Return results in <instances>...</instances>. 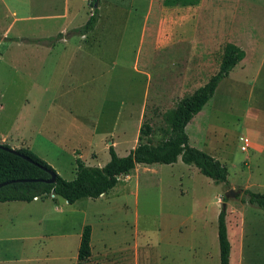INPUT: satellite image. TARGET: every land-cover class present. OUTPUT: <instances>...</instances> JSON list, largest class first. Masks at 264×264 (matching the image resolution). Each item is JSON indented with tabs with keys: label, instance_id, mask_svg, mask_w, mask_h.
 I'll return each mask as SVG.
<instances>
[{
	"label": "rangeland",
	"instance_id": "obj_1",
	"mask_svg": "<svg viewBox=\"0 0 264 264\" xmlns=\"http://www.w3.org/2000/svg\"><path fill=\"white\" fill-rule=\"evenodd\" d=\"M63 1L0 0V143L4 136L15 138L18 127L41 125L49 107L53 108L50 117L55 116L49 124L68 123L64 111L82 103L77 112L80 117L73 114L79 127L84 124L85 133L75 126L67 136L60 130L56 144L37 134L27 136L36 154L61 176L73 179L78 156L73 148H79L86 164L101 166L110 160L113 139L119 141L116 148L121 156L137 145L144 99L138 63L140 69L156 73L145 118L154 126L158 140L167 136L165 114L175 100L217 72L224 45L234 42L255 63L248 71L238 69L233 100L229 75L187 127L193 146L228 166L229 185L215 183L181 160L140 164L130 176L123 175L118 189L104 198L85 197L74 204L59 196L0 202V264H77L73 255L86 223L93 226V254L80 264H220L218 216L225 192L233 188L231 181L247 177L242 173V169L249 173L244 165L247 159L249 178L264 183V148L263 154L254 155V142L264 147V0H202L190 7H166L163 0H154L153 8L152 0H110L96 30L100 42L88 45L74 37L61 57H56L43 46H35L48 42L33 36L81 23L85 12L80 10V0L75 4L80 14L59 18ZM93 2L85 4L90 14ZM13 19V31L6 37ZM12 34L31 36L25 53H20L18 44L9 43ZM58 45L56 50L63 48V42ZM58 60L62 63L56 66ZM169 79L173 80L170 84ZM48 80L56 88L38 87V81ZM56 103L63 109H55ZM237 113L241 121L249 117V130L237 129ZM258 128L262 135L253 137ZM109 133L113 137L105 139ZM241 135L251 140L248 150L243 149L246 143ZM255 189L264 191V187ZM240 190L239 195L244 189ZM230 237L235 244L232 264H237V237L232 230ZM261 251L264 255V247Z\"/></svg>",
	"mask_w": 264,
	"mask_h": 264
},
{
	"label": "trees",
	"instance_id": "obj_2",
	"mask_svg": "<svg viewBox=\"0 0 264 264\" xmlns=\"http://www.w3.org/2000/svg\"><path fill=\"white\" fill-rule=\"evenodd\" d=\"M95 1L93 5H95ZM202 0H163L167 7H188L200 4ZM99 21V6L95 7L87 21L71 29L67 35H85L92 31ZM65 34L48 38L56 42L64 38ZM42 41V39L37 40ZM245 50L234 42H227L223 48L222 60L217 72L192 93L177 98L174 107L165 114L168 124L167 136L156 139L155 128L148 121H142L139 129L138 143L131 151L121 156L111 144L109 146L110 160L103 166H92L85 163L80 156L76 157V173L73 179L61 176L55 167L40 157L28 147L16 148L29 157L24 158L9 150L12 146L1 143L0 147V183L9 181L0 187V202L26 201L36 198L59 196L69 204L79 199L89 197L100 198L113 189L123 175L130 174L139 164H174L181 157L188 165L196 166L199 171L210 177L217 184L229 185V168L219 158L193 146L187 132V126L193 118L203 110L205 105L213 98L220 83L229 76L234 67L245 58ZM51 173L55 175L54 182H48ZM238 198L247 204L257 206L264 210V192L243 190ZM225 201L228 198L224 197ZM227 209H221L218 216V238L220 247V264H230L231 242L228 237L226 221ZM93 226L85 224L82 230L78 260L87 261L92 256Z\"/></svg>",
	"mask_w": 264,
	"mask_h": 264
},
{
	"label": "crops",
	"instance_id": "obj_3",
	"mask_svg": "<svg viewBox=\"0 0 264 264\" xmlns=\"http://www.w3.org/2000/svg\"><path fill=\"white\" fill-rule=\"evenodd\" d=\"M3 1H6V0H3ZM76 1L78 2V0H64L63 1L62 7H61V9L63 10L61 13H63V14L59 15L60 19H66L67 20V19L70 18L72 13H76V12H79V14L81 13V11H79V9H75V8H78L75 5L77 3ZM88 1L89 0H80L81 3L79 2L80 6H81L80 10L82 8V10H84V12H85V17H84V19H82L81 23H75V24L68 23V24H65L59 31H57L55 33H52L50 35L33 36V37H38V39H42L43 41H47L48 42V44L47 43L35 44V46H37V47H39V46L42 47L43 46L42 49H45L46 53H48L49 55L52 54V53H55V54H58V56H56V57H61V53L66 51V48L70 45L71 40L74 37L76 39L77 36H79L78 38L80 39L81 43H85V44H88V45L96 43L97 41L100 42L98 37H96L97 31H98L97 29H99V27L101 25L99 23H100V20L102 19V15H103L102 14V10H103V8L105 6H107V4H108V2L110 0H101L100 1V5H99V21H98L97 25L95 26V28L92 31L88 32L85 35H71V36L67 35V33L71 29L83 25L87 21V19L89 18L90 13L87 12V9L85 7V4ZM154 4H155L154 0H152V7L151 8H153ZM177 7H182V6H177ZM14 25H15V23H14V19H13V21H11L10 29H7V31H6V34H5L6 37H10L9 35L13 31ZM59 33L65 34L64 38L59 39L55 43H52L53 45L50 44L51 41H49L48 37L54 36V35H58ZM11 37H12V40L9 41V43H11L12 45L18 44V46L22 47V51L20 52L22 54L26 52V46H28V44H32V43H29L27 41V39L31 38V36H29V35H15V34H12ZM14 38H19V39L17 40V39H14ZM59 42H63V45H62L63 48L56 50V48L59 46L58 45ZM0 43H2V42H0ZM245 52H246L245 58L242 61H240L234 67V69L231 71V73L229 74L231 79H232V81H231V98H232V100H233V88H232V85H234L233 81H234V79L236 77V74L238 73V69H241L243 71L244 70L248 71V69L250 68L251 64L253 66V64L255 63V61L254 62L253 61L252 62L249 61V53L246 50H245ZM10 56L12 57L13 54H11ZM75 57H76V55H75ZM11 62H13V60H11ZM44 63H45L44 61L41 63V65H40L41 69H42V67H44ZM61 63H62L61 60L56 61V66L61 65ZM10 67L13 70L15 69V65L14 64H10ZM136 71H137V73L140 74L141 80L143 79V81H144V84H143V87H144V99H143V102H142L141 115H140V119H139V128H140V125H141L142 121L148 120V119L145 118L146 104L148 102L149 89H150V87L152 88L153 85H154V81H155L154 77H156V73L154 74V73L149 72L147 70L140 69L139 68V63L137 65ZM39 73H40V71H39ZM167 82H168V84H170L171 82H173V80L169 79V80H167ZM37 84H38V87H39V85H41V87H42V89L44 91L47 90V89L53 88V87L56 88V83H54L52 80H48L45 83H41V82L38 81ZM184 95H186V94H184ZM178 98H181V97H178ZM24 105H23V111L26 109V106H24ZM72 106H73V110L72 111L69 109L67 111H64V113H63L64 115H68V120H67V121H69L68 123H63V125H61V126L57 125V124H49L47 122L49 119L55 120V116H51L50 117V115L52 113L51 111H52L53 108L51 109V107H49V112L50 113H48L49 114L48 117L41 123V125L36 126V127L32 126V125H29V126L23 125V127H18L17 130H16L17 131V136L15 138H13L12 135L10 136L11 138L7 137V136H4L1 139V142L5 143V144H9L10 146H12L14 148L28 147L30 149H33V145L31 143V140L27 137L28 134L30 136L37 134V135H40L41 137H44L43 139L48 140V141H52L53 143H55L54 141L57 140V137L59 138L60 130L65 132V134H64L65 136H67L70 133L71 129L75 128V127H76L77 130L80 129V132L82 134L85 133L86 131H85V128H84L85 127L84 124H83L82 127L81 126L79 127L78 124H77V119L78 118L77 117L75 118V114L78 117H80L77 112L79 110H82L83 104L80 103L79 107H77L75 105H72ZM0 108H3L2 104H0ZM55 109H58L60 111V109L62 110L63 108L56 103ZM90 110H93V107H91ZM23 111H21L20 113L23 114ZM85 111H86V109H85ZM87 111H89V110H87ZM73 112H75V114H73ZM232 112H233V109L231 108V113ZM84 118H85V116H84ZM245 119L246 120L243 119L241 121L240 118H239V114L238 113L236 114V127H237V129L249 130V124H250L249 122H251V121H249V117L248 116ZM73 126H75V127H73ZM90 128H91V130H90L91 133H94L95 130L93 131L92 127H90ZM251 129H252V131L254 130V128H251ZM261 132H262V129L258 128V131L256 133H253L252 136L253 137H256V136L259 137V136L262 135ZM108 136H112L113 137V133L107 134L105 136V139H107ZM138 136H139V133H138ZM240 137L243 138L242 140L245 141V143H246V144L243 145V147H245L244 150H248V144H249V142H251V140H249L247 137H244V135L243 136L241 135ZM9 140H10V142H9ZM118 143H119V141H116V140L113 139V141H112V143H110V145L113 144L115 146L116 151H117L118 148H116V147H117ZM254 146H255V149H254V153L255 154L254 155L263 154V148L264 147L261 144H258V142H254ZM73 152L76 155L78 152H80V150H79V148H73ZM80 156H81V153H80ZM181 160H182L181 157H179L177 162H179ZM247 160H248V163H245L244 165H245V168L248 169L249 173H251L249 159H247ZM75 161H76V159H75ZM256 164H257V168H259V161ZM139 165H137V167H139ZM101 166H103V165H101ZM135 169L132 172L136 171ZM258 171H259V169H258ZM242 173L246 174L247 177L246 178L244 177V179H241V181H239V182H232L231 181V183L233 184V188H240V189H244V190L245 189H249V190H252L254 192H262V190L255 189V188L264 187V183H262L260 185L257 182H253L248 176L249 173L248 172L244 173L243 169H242ZM130 174L125 175V176H130ZM130 181L131 180H129V182ZM119 185H120V181L115 186L116 188L115 187L113 188L114 189L113 193H114V191H116L118 189ZM102 196L104 198V197L108 196V194L105 193ZM41 199H44V198H36L34 200L39 201ZM13 202H26V201H7V202H2V203H13ZM227 206H228V210L229 211H227L226 221H227V216H228V213H229L231 216H228V217L231 218V222H232V224H230L232 229L229 228L230 225L227 222L228 237H229V240L231 242L230 264H232V262H233V254H234V249H235V244L233 243V238L230 237L231 230L236 234V237H237V239H236V247H237V254H238L237 264H260V263L264 264V258L261 257V256H264V255H262V251H261L262 248L264 247V212H263L264 210L259 208V207L257 208V206H254V205H251V204H247V203H243L239 198H232V199L228 200ZM81 234L82 233H80V235L78 237L77 245L80 244ZM92 243H93V234H92ZM78 249H79V245H78ZM92 254H93V246H92ZM73 256H74V260L77 262V264L83 263V262H80L78 260V251L76 253H74Z\"/></svg>",
	"mask_w": 264,
	"mask_h": 264
},
{
	"label": "water",
	"instance_id": "obj_4",
	"mask_svg": "<svg viewBox=\"0 0 264 264\" xmlns=\"http://www.w3.org/2000/svg\"><path fill=\"white\" fill-rule=\"evenodd\" d=\"M99 2H100V0H96L94 7H98L99 6ZM0 147H4V145L0 143ZM9 150L12 151V152H14V153H16V154H18V155L23 156L24 158H27V159L31 160L29 157L25 156L24 154H22L21 152H19L14 147L9 148ZM47 181L48 182H54L55 181V175L53 173H51V178L47 179ZM8 183H9V181L1 182L0 183V187L6 185ZM240 193H241V190L240 189L236 190L235 188H231V189H229V190H227L225 192V197L228 198V199H230V198H236ZM222 207L223 208H227V202L226 201L223 202Z\"/></svg>",
	"mask_w": 264,
	"mask_h": 264
},
{
	"label": "built area",
	"instance_id": "obj_5",
	"mask_svg": "<svg viewBox=\"0 0 264 264\" xmlns=\"http://www.w3.org/2000/svg\"><path fill=\"white\" fill-rule=\"evenodd\" d=\"M243 149H245V147H243Z\"/></svg>",
	"mask_w": 264,
	"mask_h": 264
}]
</instances>
